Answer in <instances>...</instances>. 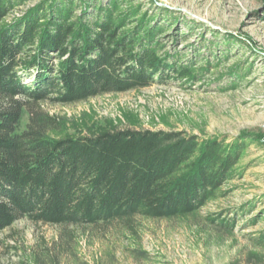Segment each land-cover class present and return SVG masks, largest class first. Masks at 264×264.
Masks as SVG:
<instances>
[{"label": "trees", "instance_id": "obj_1", "mask_svg": "<svg viewBox=\"0 0 264 264\" xmlns=\"http://www.w3.org/2000/svg\"><path fill=\"white\" fill-rule=\"evenodd\" d=\"M26 1L0 0V232L26 218L128 229L142 217L184 218L225 195L249 145L246 135L228 141L114 127L52 137L62 124L41 107L168 78L195 80L189 65L161 53L171 24L160 15L170 8L157 6L156 14L139 4L123 14L118 0H40L7 21ZM208 219L225 231L237 223L223 212ZM252 240L264 249V232Z\"/></svg>", "mask_w": 264, "mask_h": 264}, {"label": "rangeland", "instance_id": "obj_2", "mask_svg": "<svg viewBox=\"0 0 264 264\" xmlns=\"http://www.w3.org/2000/svg\"><path fill=\"white\" fill-rule=\"evenodd\" d=\"M38 1L16 6L7 21L25 15ZM118 2L123 14L139 4L143 12L156 14L161 13L157 6L170 8L160 15L171 24L161 53L170 51L177 56L174 62L189 65L197 78H168L75 103L43 101L42 109L62 124L50 135L114 127L173 129L228 141L246 135L249 145L234 178L222 188L225 195L194 214L137 218L128 229L120 223L77 226L20 219L0 232V264H264V249L252 240L264 232V0ZM28 121L26 112L22 129ZM222 212L236 218L234 228L221 230L209 221ZM136 251L146 257L138 258Z\"/></svg>", "mask_w": 264, "mask_h": 264}]
</instances>
